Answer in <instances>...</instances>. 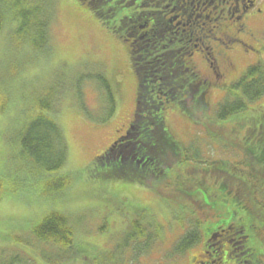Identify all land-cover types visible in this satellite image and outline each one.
<instances>
[{
	"label": "rangeland",
	"instance_id": "obj_1",
	"mask_svg": "<svg viewBox=\"0 0 264 264\" xmlns=\"http://www.w3.org/2000/svg\"><path fill=\"white\" fill-rule=\"evenodd\" d=\"M18 1L0 0L4 16L1 24L6 22L5 17L10 18L13 7L14 15H19L21 8L19 4L16 5ZM27 1L33 3L34 0ZM40 3H47V9L52 13L48 25L52 44L49 42L46 52L40 54V48L30 49L27 42H13L10 32H13L14 25L7 23L0 30V177L3 176L0 194V264L12 262L16 253L20 257L14 264H131L130 258L134 264H161V261H153L157 256L153 260L149 254L137 256L133 245L116 241L118 230L133 214L125 201L133 199L148 204L150 214L154 213L153 216L158 217L161 223H167L169 230L182 228L184 209L174 199L158 196L154 190L139 184L121 180L107 183L95 176L91 164L95 155L106 149L115 136L123 133L133 116L136 81L127 45L79 0H40ZM38 18L41 20L44 17ZM33 30L37 31V27ZM32 34L31 41L37 39V32ZM253 47L248 55L238 59L233 75L220 79L224 80L221 82L223 85H212L208 89V117L203 120L215 115L218 103L226 96H236L230 93L229 88L244 71L240 70L259 61L264 63V53L257 54V46ZM192 59L203 77L209 74L207 62L196 56ZM42 96L55 99L49 101L55 112L47 113L44 108H38L37 102L43 99ZM261 101L264 102V96L256 102L247 103L246 110L233 115L237 117H229V123L213 117L206 131L201 121H193L174 106L165 115L171 130L182 143L199 146L203 155L223 156L231 151L212 152L211 143L218 144L222 150L235 145L238 150L239 140L236 139L242 130L235 133L232 126L238 128L241 121L249 125L248 120L264 109L257 108ZM111 105L115 110L105 117L107 122L99 124L101 120L95 118L106 116ZM38 110L54 116L67 141V165L65 170L59 172H74L62 200L53 201L46 197L21 173L22 162L17 156L19 134ZM218 123L222 125L218 126ZM224 123L226 125L223 126ZM175 177L172 173L168 180L174 181ZM94 185L101 191H93L91 188ZM84 186V191L78 192ZM105 189L110 191L109 194L104 192ZM48 208H66L72 223L78 222L76 229L81 230L83 236L77 238L75 234L79 240L71 249L74 254L58 253L33 236L31 227L41 219L40 214H46L44 211ZM145 218L149 220L151 216L146 213ZM180 231L174 234L178 236ZM169 242L164 241L163 244ZM161 251L159 249L155 253ZM167 253L164 250L163 256ZM195 255L197 250L193 252ZM144 256L151 260H146ZM163 263H167V260Z\"/></svg>",
	"mask_w": 264,
	"mask_h": 264
},
{
	"label": "trees",
	"instance_id": "obj_2",
	"mask_svg": "<svg viewBox=\"0 0 264 264\" xmlns=\"http://www.w3.org/2000/svg\"><path fill=\"white\" fill-rule=\"evenodd\" d=\"M18 4L21 8L19 15H14L13 7L10 18L5 17L3 24L0 22V30L7 23L14 22L13 32H10L13 42H27L30 49L36 47L41 49L40 54L46 52L51 41L48 30L51 12L47 3L19 0ZM87 6L98 20L126 42L136 79L134 112L127 132L117 138L111 150L110 145L91 160L95 176L107 183L121 180L139 184L154 190L158 196L174 199L184 209L182 228L169 230L167 223H161L158 217L153 216L154 213L150 214L148 204L133 199L125 201L133 214L128 222L124 220L116 241L133 245L137 256L149 254L152 260L157 256L154 260L161 262L164 261L163 251L168 250L169 259L165 260L170 262L183 257L201 238L209 237L212 229L220 223L230 220L238 226H250L253 232L258 227L263 229L264 118L252 120L249 128L242 123L238 128L233 126L235 131L246 129V133L240 135L239 145L247 159L230 164L210 159L206 153L203 155L199 146L182 143L168 125L165 113L174 106L193 121H201L206 131L213 117L219 121L227 119L244 110L247 103L256 102L264 96V63L248 66L230 85V93L236 96L224 99L217 105L215 115L203 120L208 117V83L203 81L186 50H178L179 44L175 40L161 41L157 37L153 43H147L148 36L144 35L145 5L141 2L88 0ZM135 8V14L129 16ZM2 10L0 4V21L4 17ZM40 16L44 18L39 20ZM156 16L158 26L163 25V19ZM36 27L37 31L33 30ZM34 32H37V39L31 41ZM167 43L168 47L165 46ZM42 98L37 100L38 108L55 112L49 103L53 98ZM113 111L114 105H111L106 116L95 119L101 120L98 123H105L108 120L105 121V117ZM17 156L22 162V176L37 186L40 193H45L53 201L65 197L64 191L71 185L74 171L59 172L67 165L68 146L63 129L53 115L38 110L27 122L19 134ZM172 173L176 177L174 181H169ZM84 189L85 186L78 192ZM91 189L101 191L96 185ZM104 192L109 194L110 191L105 189ZM146 213L151 216L149 220L145 218ZM69 215L67 211L66 214L50 212L33 225L31 232L58 253L74 254L71 249L83 233L76 229L78 222L72 223ZM179 230L176 236L174 233ZM104 240L107 241L106 238ZM164 241L170 242L166 245ZM159 249L162 251L155 253ZM185 258L186 264L192 262L189 257Z\"/></svg>",
	"mask_w": 264,
	"mask_h": 264
},
{
	"label": "flooded vegetation",
	"instance_id": "obj_3",
	"mask_svg": "<svg viewBox=\"0 0 264 264\" xmlns=\"http://www.w3.org/2000/svg\"><path fill=\"white\" fill-rule=\"evenodd\" d=\"M138 2L147 7V43L151 44L155 36L162 41L175 40L179 50L200 54L214 79L228 76L238 59L255 48L253 45L257 54L264 53V0ZM156 15L163 19L165 29L154 31ZM263 243L264 227L253 232L250 226H238L229 220L204 238L191 264H264Z\"/></svg>",
	"mask_w": 264,
	"mask_h": 264
}]
</instances>
